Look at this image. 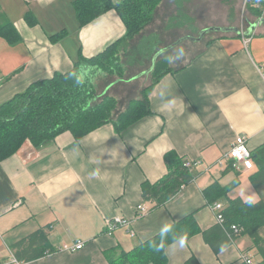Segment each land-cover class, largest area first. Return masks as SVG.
<instances>
[{"label":"crops","instance_id":"crops-1","mask_svg":"<svg viewBox=\"0 0 264 264\" xmlns=\"http://www.w3.org/2000/svg\"><path fill=\"white\" fill-rule=\"evenodd\" d=\"M74 1L0 0V10L20 34L16 43L0 36V105L125 36L126 25L115 9L80 26ZM254 4L261 13L248 8L246 27L239 24L238 10L235 17L229 13L222 21L204 23L202 29L216 24L236 30L207 33L183 45L185 56L149 90L151 113L123 131L112 123L80 139L65 131L39 148L26 141L0 160V264H12L11 245L39 229L47 233L51 250L23 264H110L160 233L163 225L191 214L202 230L208 229L218 221L203 191L216 181L225 186L239 178L230 197L264 199V185L255 188L250 181L258 171L253 155L264 144V10L258 8L264 0ZM28 12L37 24L27 22ZM53 35L58 37L53 40ZM145 71L110 81L103 90L98 86L109 75H102L96 92L113 95L118 112L153 83ZM237 137H246L252 150L250 169L244 162L239 168H232L230 159L219 162ZM169 152L199 165L191 166L192 179L171 199L154 207L143 197L142 184L168 173ZM141 204L148 211L138 217ZM117 216L130 225L106 233L108 220ZM79 240L85 244L80 250L60 249ZM166 255L167 264H187L192 257L197 264H243L244 255L262 264L248 235L216 253L199 232L184 247L178 240L168 245Z\"/></svg>","mask_w":264,"mask_h":264},{"label":"trees","instance_id":"trees-1","mask_svg":"<svg viewBox=\"0 0 264 264\" xmlns=\"http://www.w3.org/2000/svg\"><path fill=\"white\" fill-rule=\"evenodd\" d=\"M161 0H75L74 7L80 26H84L111 9H115L126 25L124 37L109 45L99 54L87 58L83 55L67 72H56L51 78L33 82L25 92L15 95L0 105V160L18 152L29 141L39 148L54 140L59 134L70 131L80 139L99 127L112 123L117 132H121L143 116L151 113L149 90L158 80L172 69L166 60L155 63L152 84L142 92V97L133 99L129 106L117 112L118 100L110 94L98 95L96 82L100 76L124 73L120 53L127 41L152 22L155 7ZM250 0L249 6L257 12ZM259 8V7H258ZM30 25L38 23L36 16L28 12L25 16ZM0 36L10 43H16L20 34L11 20L0 10ZM58 35H53L55 40ZM76 76L84 78V83L77 86ZM258 171L250 175L255 188L264 185V144L253 155ZM169 162L168 173L155 183L143 182V197L153 201L154 207L171 199L179 189L192 179L190 170L184 166L185 159L173 153L166 154ZM240 184L236 178L229 185L218 181L208 186L204 196L209 203L223 201V223L202 230L193 214L174 222L172 229L165 236L161 232L141 243L133 250L123 253L118 258H111L110 264H167L166 248L184 236L187 241L195 233L201 232L206 243L218 253L232 244L240 235H248L253 247L262 257L264 264V199L253 204L250 199L241 196L230 197L229 192ZM233 225L240 229L234 230ZM163 243V247L160 245ZM160 250L157 251L156 249ZM14 256L21 262H28L45 256L50 252L49 238L44 229H39L11 245ZM192 257L187 264H197Z\"/></svg>","mask_w":264,"mask_h":264},{"label":"rangeland","instance_id":"rangeland-1","mask_svg":"<svg viewBox=\"0 0 264 264\" xmlns=\"http://www.w3.org/2000/svg\"><path fill=\"white\" fill-rule=\"evenodd\" d=\"M177 1H183V6L182 4L178 5ZM249 2L250 0H241V4H238L240 3L239 0H161L155 7L154 20L131 37L122 47L120 57L124 65L123 75L110 74L101 81L98 87H102L101 90H103L110 81L124 80L138 74L140 70L150 69L154 64L153 57L155 53L162 48L169 47L167 51L158 57L156 63L165 60V56H175L174 48L191 44L190 39L187 38L188 36H198L204 23L222 21L226 14L230 13L231 17H235L238 10L239 24L246 27L247 10L248 8L251 9ZM214 26L227 25L214 24ZM214 32L216 31L209 32L205 37L215 34ZM149 76L153 79L152 73ZM128 106L129 104H127ZM123 109L118 112L123 111Z\"/></svg>","mask_w":264,"mask_h":264},{"label":"built area","instance_id":"built-area-1","mask_svg":"<svg viewBox=\"0 0 264 264\" xmlns=\"http://www.w3.org/2000/svg\"><path fill=\"white\" fill-rule=\"evenodd\" d=\"M258 7L259 9H261V11L264 10V7L262 8L261 5H259ZM263 16H264V11L261 17ZM244 41H245V44H248L250 41V38L245 37ZM251 158H252V150L248 146L247 138L237 137L232 147L223 156V159L220 160L219 162L221 165H223V162L225 160L230 159L232 168H239V166L244 162L245 167L247 169H250L252 168L254 164ZM192 165L194 166L199 165V162L194 161V160H189V159L185 160V163H184L185 167L190 169ZM224 208H225V205L222 201H216L212 204V209L215 212L217 221L221 223L225 221V217L222 213ZM147 211H148V208L145 205L143 204L138 205L136 208V215L138 217H141L144 214H146ZM130 223L131 221L128 218H125L123 216L114 217L113 219L108 220L105 232L112 235L115 232V230L122 228V227H127L128 225H130ZM232 228H234V230L236 231H240V229L237 228L235 225H233ZM84 245H85L84 241L79 240L74 244H64L60 249L67 250V251H77V250L82 249ZM242 260H243V264H254L252 258L248 255H244L242 257ZM11 263L12 264H23L22 262H19L15 257L12 258Z\"/></svg>","mask_w":264,"mask_h":264},{"label":"clouds","instance_id":"clouds-1","mask_svg":"<svg viewBox=\"0 0 264 264\" xmlns=\"http://www.w3.org/2000/svg\"><path fill=\"white\" fill-rule=\"evenodd\" d=\"M165 51H167V50L166 49H161L160 52L158 53V55L163 54ZM174 51H175V56H172V55L165 56V60L170 65H173V64L177 63L178 61H180L185 56V49L183 47H181V46H178V47L174 48ZM104 75H105V73H104ZM95 82H96V80H92L91 81L92 84H95ZM75 83H76L77 86L83 85L84 78L81 77V76H76ZM92 175L96 176V175H98V173L97 172H93ZM248 203L249 204H253V203H255V201L249 200ZM171 229H172V225H170V224L163 225L161 230H160L161 231V236H165L168 232L171 231ZM178 243H179L180 247H184V245H185V237L184 236L178 237ZM160 247L161 248L163 247V243L160 245ZM156 250L159 251L160 249L157 248Z\"/></svg>","mask_w":264,"mask_h":264},{"label":"water","instance_id":"water-1","mask_svg":"<svg viewBox=\"0 0 264 264\" xmlns=\"http://www.w3.org/2000/svg\"><path fill=\"white\" fill-rule=\"evenodd\" d=\"M262 21H264V17H263ZM254 25L251 26V29H252V27H254ZM230 30H236V28L235 27H228V26H210V27H206V28L202 29L200 31V33H199V36L196 37V36H193L192 35V36H188L187 38H189L191 40H194V41H197V40L202 39L205 34L211 32V31H230ZM237 31H239V29H237ZM249 32H251V30H248V33ZM162 49H166L167 50V49H169V47H165V48H162ZM160 50L157 51L155 53L154 57H153L154 64L156 63L158 57L160 56V55H158V53L160 52ZM154 64L152 65V67L150 69H148L147 71H145V73H149L153 69Z\"/></svg>","mask_w":264,"mask_h":264}]
</instances>
